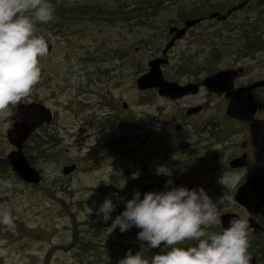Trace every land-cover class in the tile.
<instances>
[{
  "label": "rangeland",
  "instance_id": "374dc122",
  "mask_svg": "<svg viewBox=\"0 0 264 264\" xmlns=\"http://www.w3.org/2000/svg\"><path fill=\"white\" fill-rule=\"evenodd\" d=\"M241 1L50 0L66 6L120 7L126 11L145 7L149 2L161 7L153 15L147 12V18L140 20L109 22L85 18L74 27L76 32L71 37L58 35L50 41L52 50L40 58L38 83L27 97L9 107L7 118L18 104L45 105L53 112V122L37 133L46 140L50 135L54 145L50 142L46 146L49 160L33 166L41 174L39 185H27L12 169L0 175V182L11 184V188H4L0 183V208L10 211L14 223L12 229L0 225V264H106L108 256L101 248L98 249L103 261L95 260L96 253L94 258L92 254L80 256L83 262H78L77 249L72 246L75 230H84L87 223L98 221L101 214H97V209L106 197L116 204L110 214L114 219L121 211L119 198L129 200L135 191L143 195L142 188L147 186L162 190L169 179L172 187L203 188L213 201L220 198L219 217L236 214L246 218L233 195L247 173H231L226 167L233 151H220L215 145L219 140L212 143L210 134L197 125L193 126L196 132L185 127L176 131L179 105L161 100L153 92L140 93L135 85L136 79L147 72V63L170 41L168 28L182 24L181 15L209 2ZM249 2L247 9L226 21L196 18L202 22L195 24L170 50L168 65L162 67L165 77L175 82L192 80L187 71L179 68L192 63L196 72H201L204 64V69L212 68L215 73L242 68L245 73L239 83L243 85L263 78L264 44L259 52L242 56L239 42L233 41L235 32L231 28L240 26L245 17L256 23L255 36L264 39V4L258 0ZM180 54L187 58L181 61ZM207 74L201 72L197 77ZM256 97L264 103L262 90L256 92ZM191 100L196 105L211 102L210 110L216 108L211 117L218 118V110L224 113L226 109V100L208 95L203 89ZM123 103L127 105L125 111ZM123 115L126 119L118 118ZM259 117L264 119V111ZM121 123L124 126H119ZM220 123L215 124L214 134L220 133L221 141L233 142L236 133H243L241 139L248 138L242 125L233 121ZM155 145L158 148L151 153ZM115 148L119 151L117 156L111 154ZM127 148L131 151H125ZM11 150L5 131H0V158L4 159ZM46 163L56 165L54 178L45 173ZM70 165L75 170L69 176L63 175L62 169ZM101 223L106 230L111 220ZM206 230L220 232L221 223ZM109 235L115 239L114 232Z\"/></svg>",
  "mask_w": 264,
  "mask_h": 264
},
{
  "label": "clouds",
  "instance_id": "9594fccd",
  "mask_svg": "<svg viewBox=\"0 0 264 264\" xmlns=\"http://www.w3.org/2000/svg\"><path fill=\"white\" fill-rule=\"evenodd\" d=\"M54 11L50 0H0V131L14 126L16 121L7 118L9 107L27 97L40 79V58L48 54L51 36L46 40L45 35H37L36 26L54 23ZM43 167L49 178L57 175L55 164ZM0 183L11 188L8 181ZM171 185V179L165 182L166 188ZM119 199L124 210L114 219L110 214L116 204L111 197L97 209L104 223L111 220L106 229L109 234L117 228L124 233L135 227L140 230L136 238L142 245L146 242L154 249L163 243V248L150 258L129 250L117 264H251L247 220L233 217L222 231H207L220 222V198L213 201L203 188L173 186L166 191L146 192L143 199L139 191L129 200ZM0 225L14 228L7 208H0ZM183 241H195V246H177Z\"/></svg>",
  "mask_w": 264,
  "mask_h": 264
},
{
  "label": "water",
  "instance_id": "95a60500",
  "mask_svg": "<svg viewBox=\"0 0 264 264\" xmlns=\"http://www.w3.org/2000/svg\"><path fill=\"white\" fill-rule=\"evenodd\" d=\"M240 3L230 8L225 14L218 12L211 13L209 19L218 18L221 21L234 11L243 7ZM201 19H189L183 23V27H171L168 32L173 35L170 42L163 50L162 58H154L148 62V72L140 76L136 81L139 91L157 89L158 95L175 101L186 95L197 94L200 84L179 85L166 81L161 74V66L167 63L164 58L167 51L173 46L174 41L180 40L185 33L199 23ZM52 50V44L48 43V53ZM243 74V69H225L206 77L201 85L210 93L218 96L224 95L228 101L226 115L234 120L249 125L251 142L254 147L255 172L249 179L238 187L234 193V202L241 206L249 215V221L253 222L260 211L264 210V120L256 117L258 112V102L254 98L253 91L257 88L264 90V79L256 81L247 87H234V81ZM8 119L15 120L16 123L5 131V138L12 150L5 156L4 160L12 171L27 185L37 186L41 183V174L30 165L24 154V144L27 143L31 135L40 127L52 123L53 113L50 108L39 102L21 103L13 110ZM197 109H189L187 114H193ZM246 165V157L233 160L229 166L231 168H241ZM75 170L74 165L65 166L62 174L70 175ZM235 214H225L220 217L221 231L228 227V221ZM255 228L256 225H251ZM259 233V231H255Z\"/></svg>",
  "mask_w": 264,
  "mask_h": 264
},
{
  "label": "trees",
  "instance_id": "16d2710c",
  "mask_svg": "<svg viewBox=\"0 0 264 264\" xmlns=\"http://www.w3.org/2000/svg\"><path fill=\"white\" fill-rule=\"evenodd\" d=\"M241 3H244V6L239 8L236 12H232L227 19L233 15L236 14L239 11L247 9L249 6V0H243ZM259 4H264V0H258ZM55 9L54 15L56 17L55 22L48 23L46 25L37 24V35H45V38L47 40L48 35L50 34L51 40L55 41L56 36L61 35L63 38L71 37L73 34H75L76 30L74 27L78 24V22L82 21L85 18H90L92 20H105L109 22L114 21H126L128 19H135L140 20L147 18L148 14L147 12H152L153 15L161 6L152 5L150 2L146 3L145 7L139 6L136 9H131L130 11H126L121 9L120 7H113L100 9L99 7H89V6H81V5H63L62 3H51ZM239 3H213L209 2L205 4L204 6H194L187 14L181 15L182 24L184 21L189 19H196V18H202L206 15H210L211 13L218 12L220 14H224L228 9L231 7H234ZM90 8V9H88ZM148 20V19H146ZM249 23V24H248ZM179 25H181L179 23ZM178 25V26H179ZM256 23L254 21H249L247 17L243 18L242 23L238 27H233L231 29L234 30L235 34L233 35V41L239 42V50L243 52L242 56H245L246 54H252L255 50H261L263 47L262 44H264V39L261 37H256L254 33V26ZM178 26H170L168 30L171 27H178ZM261 29V27H260ZM262 33L264 36V26L262 24ZM170 36V35H169ZM232 36V37H233ZM180 72V71H179ZM178 72V73H179ZM201 72L209 73L206 76L213 74L214 70L211 69H204ZM201 72H195V74L192 77H197ZM181 73V72H180ZM179 73V74H180ZM204 78V77H203ZM201 78V80L203 79ZM264 111V103L261 101L259 102V114H262ZM119 126H122L119 125ZM47 127L42 126L39 130L44 131ZM38 130V131H39ZM52 143L54 145L53 139L49 135V139L46 140L43 137H40L37 132H35L30 139L27 141L26 144H24V154L26 156V159L30 163V165L33 167L36 163H40L43 161L49 160L48 153H45L48 151L46 149V146L49 143ZM119 153L118 150H114L111 152L112 155L117 156ZM12 172L10 166L6 163V161L1 157L0 158V175L4 174L5 172ZM15 176V175H14ZM16 177V176H15ZM117 181V180H116ZM172 187L169 186L166 188L164 186V189L158 190V187L154 186H147L146 188H142V192H160V191H166L170 190ZM140 192V191H139ZM134 193V192H133ZM133 193L130 195V198H132ZM143 197V195H141ZM143 199V198H141ZM122 202V201H121ZM121 211H116L118 214H120L124 210V203L122 202V205L118 207ZM102 214L98 217V221L93 223H87V228L83 230V228H79V230H75L76 234L73 237L72 246L77 249L76 256L78 259L80 256H84L86 258L87 254H92V257L94 258L95 254V260L103 261V257L100 254V251L98 248H101L103 252H105L108 256L104 262L106 264H117V262L124 258L125 253L127 251H131L132 254H136L137 252H141L142 256L145 258H150L154 254H159L163 248V243L157 247V248H148L147 243L143 242V245L140 241L137 240V232L140 231L139 229H136L133 227L131 230L126 231L124 233H121L119 229L117 228L114 230L115 239H112L111 235H109V232L107 233V230L103 227V222L101 219ZM109 222V221H108ZM109 225H106L108 227ZM264 243V242H263ZM195 246V241L189 242V241H183L179 245V247H187L189 245ZM259 250L257 245L252 242L251 247L248 249L249 254L251 252H254V250ZM253 255H257V253H253ZM79 263L83 262V259L80 258ZM95 262V261H94Z\"/></svg>",
  "mask_w": 264,
  "mask_h": 264
},
{
  "label": "flooded vegetation",
  "instance_id": "af4514ba",
  "mask_svg": "<svg viewBox=\"0 0 264 264\" xmlns=\"http://www.w3.org/2000/svg\"><path fill=\"white\" fill-rule=\"evenodd\" d=\"M203 19V17H202ZM206 20V17H204L203 21ZM202 20L199 22L201 23ZM198 23V24H199ZM182 27V24L179 25L177 28H181ZM191 30V29H189ZM188 30V31H189ZM187 31V32H188ZM186 32V34H187ZM185 34V36H186ZM190 34H192V32H190ZM183 36V38L185 37ZM172 37V36H171ZM181 38V39H183ZM180 39V40H181ZM170 41H166V45L169 43ZM180 42L179 40L177 41H174L173 43V46L167 51L166 55L164 56V58L167 60V63L163 66H161V73H162V67H167L168 65V57H169V54H170V50L176 45V43ZM165 45V46H166ZM164 46V48H165ZM163 50H161L160 54L158 56H155L154 58L156 57H160L162 58L163 57ZM255 52H259L257 50H255ZM179 59L181 61H183L186 57V55H183V54H180L179 56ZM205 64L203 65L202 69L205 68ZM181 69L182 72H188L187 76L191 77L192 80H188V81H185V82H177L179 85H187V84H200L197 88V94L195 95H186L184 96L183 98L181 99H178V100H175V101H169V102H172L174 104H177L179 105V111H178V125L175 126V130L176 131H179L181 127H185L187 130H189L190 132L193 131V132H196L195 128L193 127L194 125H197L199 126V129L200 130H205V133H209L210 134V138H211V141L212 143H215L216 140H219V142L217 141L215 143V145L219 146V149L220 151L223 149V150H230V151H233V155L230 157V159L226 162V167L228 168V170L233 173V172H238V173H242V172H245L247 173V175L245 177L242 178L243 182L240 185H242L243 183H245L248 178L251 176V174H253L256 170V167H255V164H254V147L252 145V142H251V136H250V133L248 135V132H249V125L248 124H245V123H242V122H238L234 119H231L229 118L227 115H226V109L224 111V113H222L221 111L219 112L218 110V113H217V116L218 118H215V117H211L213 115V112L216 110V108L214 107L213 110H210V106L212 105L211 102H205V103H201V104H197L195 102H193L191 100V98H194L195 96H197L199 94V91L201 89L205 90L206 93L208 95H212L213 93H210L208 92L202 85H201V82L207 77L205 76L202 80L201 78H195V77H192L194 74H195V70L193 69V64L190 63L189 66H187L186 64L182 67H179ZM239 68V67H238ZM238 68H229V69H238ZM180 73V72H179ZM178 73V74H179ZM245 71L243 70V74H241L235 81H234V87L235 88H240V87H247V86H250L252 83L256 82V81H252L250 84H247V85H243V84H240V80L242 79L243 75H244ZM162 76L164 79H166L167 81H170L168 80L165 75L162 73ZM263 78L259 79V80H263ZM257 80V81H259ZM171 82H175V81H171ZM259 90H262L264 92L263 89H260V88H257L253 91L254 93V98H256V92L259 91ZM148 92H153L154 95H157L161 100L165 99L167 100L166 98L162 97V96H159L158 95V91L157 89H150V90H146V91H140V93H148ZM213 95H216V94H213ZM217 97L219 98H223L224 100H226L224 98V95H221V96H218L216 95ZM257 100V99H256ZM167 101V102H168ZM178 102H181V103H178ZM227 104H228V101L226 100V108H227ZM122 109L126 110L127 109V105L126 103H123L122 104ZM189 109H197V111L193 114H187V111ZM124 110V111H125ZM120 114V113H119ZM259 112L257 113V117H259ZM109 116H116V115H109ZM117 117H113L112 119L115 120ZM118 118H121V119H126V116L123 115V116H119ZM260 118V117H259ZM262 119V118H261ZM264 120V119H263ZM236 122L237 124L239 125H242V128L244 127L245 128V133L247 135V139H241L243 137V133L239 134V133H236L234 135V140L233 142H229V143H226V142H223L221 141L222 138L219 137L221 136L220 133L218 134H214V132L217 130V126L215 124H220V122ZM216 122V123H215ZM215 123V124H214ZM122 124V123H121ZM122 126H124L122 124ZM208 126H210L208 128ZM219 128V127H218ZM179 133V132H178ZM192 140V138H188V142H190ZM158 146L155 145L153 146L151 149H150V152H155L157 150ZM117 149V148H115ZM118 150V149H117ZM127 152H130L131 151V148H127V150H125ZM245 156L246 157V165L244 167H241V168H231L229 166V164L237 159V158H240V157H243ZM246 220H247V223H248V234H249V248L251 247V244L252 242H254V244L257 245L258 249L256 248V250H254V252H251L250 255L252 257V262L253 264H258L260 262H264V210H262L258 216H256L254 218V221L251 222L249 221V215L246 213ZM251 225H256L255 228H253ZM255 231H259V233L255 232ZM75 248V247H73ZM253 253H257V255H253Z\"/></svg>",
  "mask_w": 264,
  "mask_h": 264
}]
</instances>
